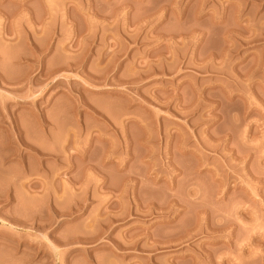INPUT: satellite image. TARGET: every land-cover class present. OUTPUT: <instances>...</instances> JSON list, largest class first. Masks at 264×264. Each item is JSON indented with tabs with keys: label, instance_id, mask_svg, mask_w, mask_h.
Listing matches in <instances>:
<instances>
[{
	"label": "rangeland",
	"instance_id": "374dc122",
	"mask_svg": "<svg viewBox=\"0 0 264 264\" xmlns=\"http://www.w3.org/2000/svg\"><path fill=\"white\" fill-rule=\"evenodd\" d=\"M0 264H264V0H0Z\"/></svg>",
	"mask_w": 264,
	"mask_h": 264
},
{
	"label": "bare ground",
	"instance_id": "6f19581e",
	"mask_svg": "<svg viewBox=\"0 0 264 264\" xmlns=\"http://www.w3.org/2000/svg\"><path fill=\"white\" fill-rule=\"evenodd\" d=\"M2 111V110H1Z\"/></svg>",
	"mask_w": 264,
	"mask_h": 264
}]
</instances>
